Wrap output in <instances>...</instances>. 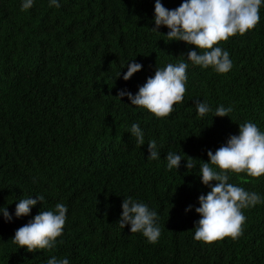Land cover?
I'll return each mask as SVG.
<instances>
[{
  "label": "trees",
  "instance_id": "16d2710c",
  "mask_svg": "<svg viewBox=\"0 0 264 264\" xmlns=\"http://www.w3.org/2000/svg\"><path fill=\"white\" fill-rule=\"evenodd\" d=\"M58 2L33 0L21 11L23 0H0V209L12 215L9 221L0 212V264H47L52 256L69 264H264V203L241 210L246 220L236 240L193 239L198 197L210 191L199 174L207 151L245 122L264 132V0L253 29L215 45L229 53L226 73L193 65L186 57L195 46L168 41L166 26L151 29L155 0ZM182 2L161 0L169 10ZM132 62L142 68L125 81ZM181 62L188 63L186 92L167 117L117 96L135 95L156 68ZM197 100L211 109L204 117ZM219 106L232 111L213 116ZM150 140L158 159L148 158ZM169 152L182 157L178 169L167 170ZM190 157L196 167L187 169ZM228 183L264 201V175L230 173ZM39 195L44 201L28 215H14L19 200ZM128 197L157 212V243L120 227ZM57 203L67 213L54 249L29 252L12 243L16 229Z\"/></svg>",
  "mask_w": 264,
  "mask_h": 264
},
{
  "label": "clouds",
  "instance_id": "9594fccd",
  "mask_svg": "<svg viewBox=\"0 0 264 264\" xmlns=\"http://www.w3.org/2000/svg\"><path fill=\"white\" fill-rule=\"evenodd\" d=\"M262 0H183L179 7L169 10L161 0H155L153 31H158L161 25L166 26L168 41L178 40L194 45L198 50L187 53V60L202 68L212 66L218 73H226L232 67L228 51L218 45L236 34L244 35L253 29L260 21ZM33 0H23L21 11L31 8ZM49 6L60 7L58 0H49ZM159 32V31H158ZM142 65L136 62L128 64L123 79L127 81L141 70ZM188 63L178 65L168 64L163 69L156 68L153 76L139 87L133 95L126 90H120L117 96H127L131 105L148 110L157 118H165L172 111L174 104L181 103L186 92V69ZM119 76V74H118ZM198 117H204L211 111L209 105L199 100L195 101ZM232 109L219 106L213 116L224 117ZM130 133L136 138L139 146L145 144L143 132L138 124H132ZM149 159H158L157 143L150 140L147 143ZM208 161L200 165L201 183L210 188L206 195L198 197L199 207L195 212L200 219L195 222L193 239L206 244L231 237L236 240L242 235V226L246 217L242 209L264 203L259 194L248 192L242 187L228 183L230 173H245L252 178L264 175V132L256 124L245 122L239 125V134L230 135L225 145L215 153L207 151ZM182 157L172 152L167 153V170L180 167ZM215 166V168L213 167ZM187 169L195 168L193 158L185 165ZM215 181L213 185L211 182ZM44 196L21 199L15 206L16 217L26 216L32 206L44 201ZM192 206L185 209L187 212ZM122 212L118 220L123 229L130 225V232H141L149 243L155 244L161 235L157 225L158 214L150 210L148 205L133 200L123 199ZM6 220L12 215L7 208L0 209ZM67 206L62 203L55 205L54 211H40L26 224L16 229L12 243L24 247L29 252L44 249H54L57 237L62 235L66 221ZM47 264H69L67 258L57 259L52 256Z\"/></svg>",
  "mask_w": 264,
  "mask_h": 264
}]
</instances>
